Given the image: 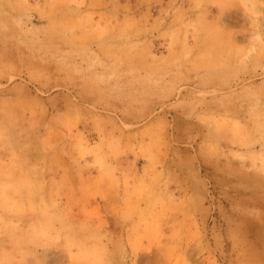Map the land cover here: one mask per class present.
I'll use <instances>...</instances> for the list:
<instances>
[{"label": "rangeland", "instance_id": "374dc122", "mask_svg": "<svg viewBox=\"0 0 264 264\" xmlns=\"http://www.w3.org/2000/svg\"><path fill=\"white\" fill-rule=\"evenodd\" d=\"M0 264H264V0H0Z\"/></svg>", "mask_w": 264, "mask_h": 264}]
</instances>
